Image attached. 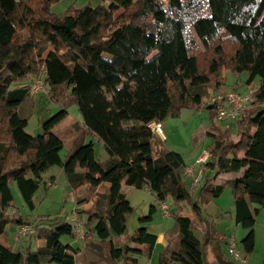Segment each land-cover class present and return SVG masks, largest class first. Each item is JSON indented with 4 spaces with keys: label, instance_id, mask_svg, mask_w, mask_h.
<instances>
[{
    "label": "trees",
    "instance_id": "16d2710c",
    "mask_svg": "<svg viewBox=\"0 0 264 264\" xmlns=\"http://www.w3.org/2000/svg\"><path fill=\"white\" fill-rule=\"evenodd\" d=\"M56 1L0 0V235L14 221L34 228L24 237L43 240L36 249L22 251L0 243V264H76L79 251L91 257L90 264H141L139 257L149 256L156 242L148 225L160 201L170 202L168 231L177 235L178 245L166 247L157 264H208V248L217 264H234L224 250L228 236L204 215L205 205L225 191L233 198L234 221L248 229L240 243L250 253L255 215L264 208V0H97L53 12ZM188 26L207 50L223 35L233 42L231 52L224 53L216 42L203 68L190 50ZM22 29L28 30L25 36L19 34ZM222 68L247 74L244 91H237L238 83L233 91L244 93L256 84L241 115L229 119L235 137L229 127L213 124L223 103L207 101L211 94L227 92ZM39 77L48 88L39 99L44 96L59 109L41 123V132L29 134L28 114L20 108ZM70 103L91 139L76 143L62 161V141L51 129ZM200 107L209 110L205 135L211 143L202 177L192 184L182 155L167 148L148 123L162 125L182 108ZM94 140L103 147L104 160L95 157ZM52 165L60 166L74 191L82 246L60 240L76 236L70 221L8 214L11 186L33 210L34 193L53 182L42 178ZM220 174L228 177L214 182ZM104 182L107 188L98 191ZM124 185L148 189L156 204L138 217L128 242L115 246L112 237L125 232L132 211ZM79 187L85 189L81 194ZM185 208L194 216L184 215ZM196 220L203 223L197 234Z\"/></svg>",
    "mask_w": 264,
    "mask_h": 264
},
{
    "label": "rangeland",
    "instance_id": "374dc122",
    "mask_svg": "<svg viewBox=\"0 0 264 264\" xmlns=\"http://www.w3.org/2000/svg\"><path fill=\"white\" fill-rule=\"evenodd\" d=\"M96 3L97 0H58L51 4L50 9L53 12H63L70 6L79 7L83 5H95ZM119 13H121V10L117 11L114 16L116 17ZM26 33H28V30L26 29L19 31V34L24 36ZM188 34L190 50L192 53L198 56L200 64L203 68L206 67L208 60L213 54L211 49L213 44L220 42L223 52L226 54H229L233 47V42L221 35V39L213 41L211 48L207 50L202 45L200 39L191 26H188ZM221 75L225 77L224 84L222 85L223 90L232 91L233 87L238 83L240 85L239 87L237 86V91H244L245 87L243 85V81L246 78V72L234 75L230 71L224 72V69L222 68ZM252 85L256 86L255 83H252ZM30 92V97L27 101H25L22 108H20V111H23L22 113L24 114H28L26 115L28 120L25 126V131L29 134H35L42 131L41 123L51 114L55 113L59 109V106L47 101L44 96L39 99V95H44V93L34 92L32 89ZM209 94H211V92ZM32 100H35L36 103H34L33 107H31L29 111ZM66 109L67 115L51 129L52 132L56 134L62 141V148L59 151V156L62 161H64L69 156L76 143L81 140L89 141L91 139L89 135H85L84 133V127L80 122V115L75 103L68 104ZM210 121L209 110L206 107H200L196 110L183 108L180 115L174 117L169 116L163 120L162 130L167 138V143L173 146L174 149L184 151L185 148H190L189 150H191L194 146L193 139L195 137V139L200 141V147L197 150V153H200L201 151L203 153V150L209 151V145L211 143L210 138L205 135V130L210 126ZM213 122L214 126L220 129L229 127L231 134L235 137L236 126L232 120H219L214 118ZM93 146L95 157L100 161L104 160L106 158V153L101 144L94 140ZM186 157L187 156H185V158ZM42 178L45 180L52 178L53 182L46 187L43 184L39 186L38 190L34 193L33 201L35 207L33 210L28 209L24 205L16 186H11L14 200L13 205L8 209V214L10 217L17 218L22 216L28 217L30 220H34L38 216L49 215L50 217L56 218L61 222L69 221L71 215L74 214V209L77 208V205L73 199L74 191L68 186L60 166L52 165L48 167L42 173ZM106 187L107 183L104 182L97 187V190L101 192L104 191ZM83 190H85L84 187H79L77 192L81 194L83 193ZM122 190L125 193L130 205L132 206V211L126 217L125 232L119 236L114 235L112 237V241L115 246H119L125 242H128L129 236L133 233L135 227L138 224V217L146 215L148 213L149 206L151 204H156L153 194L146 188L139 189L129 185H124ZM225 194L226 193H222L220 196H224ZM168 203L170 205L169 201ZM88 206L89 203L82 206V208ZM232 212L233 210H231V213ZM183 214L191 215L192 212L189 208H185L183 210ZM227 214L223 218H221L220 215H214L212 218L216 222L218 229H220L225 235L230 236L232 233L234 234L237 248L241 252V256L244 258V262H242V264H264V208H259L255 215V223L252 227L254 234V245L250 253H244L240 243V240L246 235L248 229L243 228L240 224L237 225V229L234 228V221H232V219H230ZM162 216L163 215L161 214L160 210H157L153 213L152 221L148 225L149 231L153 233H157L162 229L167 231L168 228L172 226V217L169 215L164 217ZM195 222V232L197 234L198 228L200 227V222L197 220ZM16 227L17 225L14 221H10L5 226L4 237L7 238V242L12 246L13 249L22 251L24 248L30 247L31 250H34L37 246L43 243V240L33 237L30 239L27 237L18 239L16 236ZM60 240L64 243H70L72 245H82L83 243L81 238L77 236L74 238L61 236ZM102 246L104 247L105 245L102 244ZM225 251L227 254L226 256L232 259L228 255L227 249ZM87 259H91V257H88V255L84 256L81 251H79V253H77L75 256L77 264H87ZM140 259L142 262H144L145 257H141ZM102 260L104 259L102 258ZM232 261L234 264H239L238 261L233 259ZM44 264L56 263L46 262Z\"/></svg>",
    "mask_w": 264,
    "mask_h": 264
},
{
    "label": "built area",
    "instance_id": "2783aa9c",
    "mask_svg": "<svg viewBox=\"0 0 264 264\" xmlns=\"http://www.w3.org/2000/svg\"><path fill=\"white\" fill-rule=\"evenodd\" d=\"M31 89L34 92L46 93L47 87L43 78L39 77L35 79L31 85ZM256 89L252 84L248 85V90L244 93H239L237 91H227L225 93H214L211 94L207 101L209 103H215L221 101L223 104L216 109L215 119H234L241 115L244 111L246 104L248 102L249 95ZM150 130L157 135L159 138L164 139L162 132V125L160 122L151 121L148 123ZM209 155L208 151L203 152L200 158L195 162L196 166L188 165L184 169V174L186 177L191 179L192 184L197 183L202 177L201 164L207 159ZM169 203L168 201H160L158 204V209L163 216L169 215ZM73 225V231L75 235L79 238L83 236V229L81 221L78 216L74 213L71 215L69 220ZM34 228L30 224H20L16 227L17 238H22L26 235L33 234ZM227 253L235 261L244 262V258L241 256L239 249L237 248L235 239L232 235L228 236L227 239ZM147 264H150L147 262Z\"/></svg>",
    "mask_w": 264,
    "mask_h": 264
},
{
    "label": "crops",
    "instance_id": "0c3cea01",
    "mask_svg": "<svg viewBox=\"0 0 264 264\" xmlns=\"http://www.w3.org/2000/svg\"><path fill=\"white\" fill-rule=\"evenodd\" d=\"M182 109L180 110L179 115H180V113H182ZM162 127H163V121H162ZM162 132H163V130H162ZM163 135L165 137V146L167 148L179 152L182 155V157L184 159V162L187 164V166L188 165H194V166H196V164H195L196 160L198 158H200L201 155L203 154L202 151L200 153H197V150L200 147V145H199L200 144L199 143L200 141L198 139H195V137H194V139H193L194 146H193V148L191 150H189L190 148H185L184 151H179L177 149H174L173 146H171L169 143H167V138H166V136H165L164 133H163ZM204 151H206V150H203V152ZM185 156H187V157L185 158ZM227 177H228V174H220L213 181L214 182H219L220 180L225 179ZM224 193H226L224 196H218L216 198H213L210 203H208L207 205H205V213H204V215L207 216V220L208 221L215 222L214 219L212 218V216H214V215L215 216L216 215L217 216L220 215L221 218H223L227 214V213H224V211L228 212L227 215L230 217V219H232V221H234V218H233V212H234L233 198H232V196L230 195V193L228 191H225ZM229 208L231 210H233L232 213H231V210ZM191 215L194 216L193 214H191ZM191 215H189V216H191ZM162 217H164V216H162ZM215 224H216V222H215ZM237 225L238 224L234 221V228L237 229ZM201 226H203V223L200 221V227L198 228V230H200ZM216 227H217V224H216ZM155 234L157 235L156 242H155L153 248L151 249L150 255L149 256H140L139 257V261H140L141 264H147V262H149L150 264H157V260H158L159 254L166 247H177V245H178L177 235L174 234V233H170L168 230L166 231V230H163L162 229L161 231H158ZM231 235L234 237V234L233 233ZM226 237H227V235H226ZM0 243L3 244V245H5V246L12 247L7 242V238L4 237V236H2V235H0ZM74 246L75 247H78V246H82V245H74ZM226 248H227V244L225 245L224 250H226ZM82 251H84V250H82ZM141 257H145L144 262L141 261V259H140ZM206 258H207L208 264H217V261L213 257V254H212V252L210 251L209 248H208V252H207ZM90 262H92L91 259H87L86 260V263L87 264H90Z\"/></svg>",
    "mask_w": 264,
    "mask_h": 264
},
{
    "label": "water",
    "instance_id": "95a60500",
    "mask_svg": "<svg viewBox=\"0 0 264 264\" xmlns=\"http://www.w3.org/2000/svg\"><path fill=\"white\" fill-rule=\"evenodd\" d=\"M210 107V106H209Z\"/></svg>",
    "mask_w": 264,
    "mask_h": 264
}]
</instances>
